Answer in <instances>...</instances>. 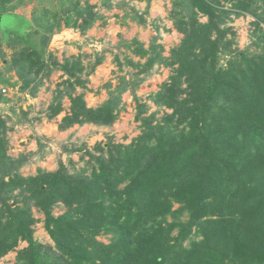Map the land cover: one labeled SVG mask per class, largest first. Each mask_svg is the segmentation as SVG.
<instances>
[{"label": "trees", "instance_id": "16d2710c", "mask_svg": "<svg viewBox=\"0 0 264 264\" xmlns=\"http://www.w3.org/2000/svg\"><path fill=\"white\" fill-rule=\"evenodd\" d=\"M58 2L59 14L47 15L54 25L35 18L31 28L30 36L42 35L43 42L8 38L0 43V62L15 72L19 92L32 98L54 70L62 72L67 79L56 88L47 114L48 121L58 117L63 100L69 101L58 131L86 124L109 127L128 80L120 78L115 93L94 109L73 93L87 84L81 74L87 70L90 76L103 58L89 64V72L82 58L56 66L44 60L58 16L65 15L66 32L80 36L103 17L92 12L88 0L84 6L80 0ZM170 2L169 18L183 39L169 57L156 52L160 46L145 49L137 39L124 43L131 55L145 58L144 64L126 61L138 75L156 63L172 70L148 96L168 112L159 120L155 114L142 118L148 107L137 102L142 133L129 145L98 144V154L64 147L66 163L73 164L70 156L79 153L81 160L88 157L89 167L76 173L38 169L24 177L19 171L28 156L8 155L9 128L0 116V259L26 243L16 264H264V0ZM247 15L255 50H234L229 25ZM137 22L144 24L143 17ZM4 43L12 49L10 62L1 50ZM2 86L15 84L0 71ZM27 115L21 110L24 119ZM34 140L42 150L41 140ZM59 206L65 211L53 215ZM32 209L43 214L53 246L35 239L38 220ZM101 235L111 236L110 242L99 241Z\"/></svg>", "mask_w": 264, "mask_h": 264}, {"label": "rangeland", "instance_id": "374dc122", "mask_svg": "<svg viewBox=\"0 0 264 264\" xmlns=\"http://www.w3.org/2000/svg\"><path fill=\"white\" fill-rule=\"evenodd\" d=\"M85 2L86 0H80V4L83 6ZM88 2L91 6H95L92 12L102 16L103 20L97 19L92 28L80 36L69 31L66 32L65 15L58 16L59 24L51 33L53 35L44 60L52 61L51 65L56 66L62 64L65 59L82 58V63L88 67L89 72V64H92L96 58H103L102 63L94 69L90 76H86L87 70L81 74L82 79L87 80V84L84 88L77 87L73 95L82 94L86 105L97 109L109 99L110 92L115 93L116 88L120 85V78L123 77L128 80L129 84L126 91L121 93L118 117L109 127L86 124L58 131L57 126L65 112L60 114L61 117L59 115L50 121L47 119V114L48 107L53 102L56 88L58 89V85L67 79L62 72L54 70L38 90L42 96L37 93L35 98H32L19 92L21 82L17 80L15 72L6 71L5 68L9 65L0 62L2 75L15 84V87L12 88L2 86L6 90L5 92L0 89V116L6 120L9 128L7 132L8 155L14 158L20 155L28 156L26 164L19 171L24 177L36 175L38 169L54 172L66 168L68 172L76 173L89 167L88 157L81 160L79 153L70 156L73 164L66 163L62 155L64 147L68 149L84 147L85 150L98 154L95 152L98 144L103 146L111 142V144L129 145L142 133V121L136 119L139 104H145L148 107V112L142 115V118L155 114V119L159 120L164 113L168 112L166 108L156 107L148 96L159 91L162 84L166 83L172 75V70L163 64L156 63L149 72L138 75L134 68L127 65L126 61L132 59L134 62L144 64L145 58L139 59L131 55L129 50L125 49L124 43L137 39L143 43L145 49L150 46H160L156 48V52L161 50L160 53L163 57H169L171 50L178 46L183 39L182 34L176 31L173 21L169 18L172 12L170 0H151L149 7L147 0H88ZM60 4L58 0L52 2L51 0H11L9 2L0 0V43L8 38H22L26 41H34L35 44L43 42L42 35L30 36L35 18L43 19L45 25H54L55 21L51 17L47 18V15L49 12L59 14ZM69 4L64 5L68 7ZM64 8L61 9L64 10ZM134 12L136 19L132 20ZM141 16L144 19V24L137 22ZM199 20L202 23L206 22V18L203 17H200ZM251 22L252 18L247 15L239 17L229 25L234 33V50H249L250 52L255 50L251 47V32L253 31ZM228 37L232 38L231 35ZM54 43H62V46L55 48L52 45ZM1 47L6 61L10 62L12 49L5 43ZM49 57L52 59L50 60ZM136 80L140 81L139 86L132 93L130 88L135 86L133 84ZM60 89L64 90V86ZM62 103L69 110L68 100L64 99ZM14 107L17 110L14 111ZM21 110L28 114L27 118L24 119L21 116ZM22 121L27 123L21 126ZM154 121L153 123H156ZM37 138L44 146L40 151H38L34 140ZM89 173L90 170L87 174ZM64 211L65 208L59 206L55 207L52 213L58 216ZM32 212L34 218L38 220V223L33 226L35 239L43 245L53 246V242L43 227V214L35 209H32ZM110 237L101 235L98 240L108 244ZM187 245L188 243H186ZM26 246V243H20L15 251L0 259V264H16L17 251Z\"/></svg>", "mask_w": 264, "mask_h": 264}, {"label": "crops", "instance_id": "0c3cea01", "mask_svg": "<svg viewBox=\"0 0 264 264\" xmlns=\"http://www.w3.org/2000/svg\"><path fill=\"white\" fill-rule=\"evenodd\" d=\"M39 94V96H42V93L40 92V93H38ZM69 102V101H68ZM66 106L65 105H63V108H64V112L66 113V110L68 111V108L66 109L65 108ZM69 107V106H68ZM63 116L65 115V114H62ZM62 115H60V117L62 116ZM59 117V116H58ZM53 120V119H52ZM63 156H64V153L62 154Z\"/></svg>", "mask_w": 264, "mask_h": 264}, {"label": "water", "instance_id": "95a60500", "mask_svg": "<svg viewBox=\"0 0 264 264\" xmlns=\"http://www.w3.org/2000/svg\"><path fill=\"white\" fill-rule=\"evenodd\" d=\"M16 107H14V111L17 110V108L15 109Z\"/></svg>", "mask_w": 264, "mask_h": 264}, {"label": "clouds", "instance_id": "9594fccd", "mask_svg": "<svg viewBox=\"0 0 264 264\" xmlns=\"http://www.w3.org/2000/svg\"><path fill=\"white\" fill-rule=\"evenodd\" d=\"M6 90L4 89L3 92H5Z\"/></svg>", "mask_w": 264, "mask_h": 264}]
</instances>
